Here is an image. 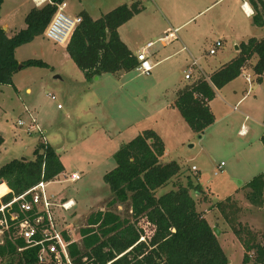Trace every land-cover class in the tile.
<instances>
[{"label":"rangeland","instance_id":"rangeland-1","mask_svg":"<svg viewBox=\"0 0 264 264\" xmlns=\"http://www.w3.org/2000/svg\"><path fill=\"white\" fill-rule=\"evenodd\" d=\"M65 1L67 15L73 17L86 11L93 19L119 5L139 1L142 11L126 22L122 31L129 32L138 43L156 42L155 48L160 47L157 40L165 31L156 38L158 30L166 26L179 30L177 39L183 35L195 41L196 50L200 47L202 53H208V48L220 40L222 45L216 55L225 47L235 48L232 39H223L221 35L231 37L237 33L245 38L249 33L264 32V29L253 27L251 18L241 10L239 0ZM21 2L23 5L16 11L15 22L25 27L24 15L32 5L31 0H4L1 9L3 14L9 15ZM200 34L201 40L197 42L194 37ZM174 45L177 47L176 43ZM16 57L42 59L50 66L20 68L12 76V85L0 87V131L4 138L0 144V166L15 158L32 159L33 149L40 142L37 132L27 131L26 106L40 127L45 128L43 135L49 144L55 150L56 147L64 149L61 157L67 173L76 170L81 175L76 182H53L47 188L52 194L60 192L57 197L72 198L76 202L72 210L60 212L59 222L72 231L78 244L79 230L85 226L88 215L97 208L106 209L112 198L103 175L115 166L113 155L121 144L145 129L154 130L165 143L163 161H176L184 175L193 177L194 183L198 175L203 192L190 191V194L196 201V209L212 228L219 229L218 241L229 264H242L245 253L233 227L240 229L243 237L244 228H249L255 242L264 244V206L258 208L249 203L246 197L249 189L244 184L254 176L264 175V144L257 136L264 132V126L255 125L250 118L240 127L241 106L233 110L216 99L214 107H219L220 112L215 122L201 135L192 132L179 111L170 104L176 97L174 85L179 79L184 82L183 88L206 78L203 73L193 71L191 78L184 79L186 60L190 61L186 68H192L187 52L158 65L149 75L135 69L123 77L106 75L99 81L94 77L90 86L80 82L79 68L71 59H64L61 45L44 36L17 48ZM59 75L64 81L55 78ZM27 86L31 93H25ZM19 120L25 124L19 125ZM245 125L246 132L239 133ZM220 162L223 165L218 168ZM192 166L198 171H193ZM184 175L181 179L185 183ZM172 188L171 184L160 188L157 196ZM227 197L232 198L237 209L227 208L222 213L215 204ZM112 209L124 216L130 215L127 203ZM146 228L151 229L150 226ZM249 254L253 260L252 251ZM15 260L16 256L0 258V264H14Z\"/></svg>","mask_w":264,"mask_h":264},{"label":"trees","instance_id":"trees-1","mask_svg":"<svg viewBox=\"0 0 264 264\" xmlns=\"http://www.w3.org/2000/svg\"><path fill=\"white\" fill-rule=\"evenodd\" d=\"M64 1L49 0L41 7H32L25 16V27L12 36L0 24V87L12 85L18 65L48 67L41 59L18 62L15 50L43 35L57 4ZM242 1L252 9V24L264 26V0ZM2 3L0 0V10ZM141 10L139 1H134L119 5L97 19L86 11L79 13L81 22L72 32L66 52L86 80L137 67L138 60L120 39L118 28ZM253 56L257 57L253 73L260 82L264 75V37H250L239 44L238 55L212 72L208 79L196 80L177 92L171 105L192 132L201 135L214 123L209 102L217 90L241 74ZM2 141L0 136V144ZM261 141L264 144V135ZM164 154L165 144L152 129L142 130L121 144L113 155L115 166L103 175L112 198L106 209L97 208L88 215L85 226L79 230L80 244L69 245L72 264H229L212 226L196 209V201L190 194V191L203 192L198 175L194 183L193 177L184 175L176 161H163ZM63 171L56 150L48 142L45 145L39 142L32 159L15 158L0 166V205L21 195L42 178L49 181ZM168 184L173 188L157 196V191ZM245 186L249 189L246 194L249 203L258 208L264 206V175L254 176ZM126 203L129 216L112 209ZM215 206L222 213L227 208L237 209L231 197ZM232 230L245 250L242 264L250 261L264 264V244L255 242L253 232L244 228L243 237L240 229ZM64 237L70 238L67 233ZM24 246L20 238L14 243L5 238L0 244V258L16 256L14 264H37L38 248L18 251Z\"/></svg>","mask_w":264,"mask_h":264},{"label":"built area","instance_id":"built-area-1","mask_svg":"<svg viewBox=\"0 0 264 264\" xmlns=\"http://www.w3.org/2000/svg\"><path fill=\"white\" fill-rule=\"evenodd\" d=\"M47 2L49 0H36L38 5ZM65 6L66 1L57 4L56 11L43 33L46 39L60 45L67 44L75 27L81 22L79 15L73 17L67 15L64 12ZM177 31V28L172 30L167 28L157 42L162 46L171 43L177 39ZM155 45L156 42L148 41L134 54L138 60L135 69L142 74L149 75L153 70L154 64L150 59L149 49ZM221 45L222 42L217 40L208 50V54L214 55ZM191 66L192 68H187L184 71L185 79L191 78L192 72L196 71L195 60L192 61ZM197 71L202 73L200 69ZM246 79L249 81L248 77ZM50 97L55 99L54 95H50ZM28 117L27 131L37 132L41 136V138L39 137L40 142L45 145L48 142L43 135L45 131L37 123V119L32 113L28 112ZM18 124L24 125L25 122L19 120ZM222 165L223 162L219 164L218 168H221ZM191 169L197 170L195 166H192ZM58 176L49 181L42 178L21 195L0 205V244L5 242V238L13 243L17 238L22 239L25 246L18 248V251L32 247L38 248L37 264H72L69 245L76 243L77 240L73 238L72 231L63 227L59 222V214L72 210L76 203L72 198L57 197L60 192L52 194L47 188L53 182H76L80 180L81 175L79 172L72 171L62 172ZM64 233H67L70 238L66 239Z\"/></svg>","mask_w":264,"mask_h":264},{"label":"crops","instance_id":"crops-1","mask_svg":"<svg viewBox=\"0 0 264 264\" xmlns=\"http://www.w3.org/2000/svg\"><path fill=\"white\" fill-rule=\"evenodd\" d=\"M239 1H240L239 2V6H240L241 10L244 12L245 16L251 18L252 9H251L250 5L247 2H243L242 0H239ZM3 3H4V0H3ZM31 3H32L31 7H28L29 10L32 7H41L42 5H44V4H40V5L36 4V0H31ZM22 5H23V2L15 5L14 6L15 9H13L9 13V15L8 14H3L2 13V9L0 10V24H1L2 28L4 29V31L6 32V34L8 36H12L15 32H17L20 29L24 28V27H22V25L20 23L16 24V22H15L16 11ZM245 5H247L249 10L246 9ZM24 16H26V13H25ZM24 19H25V17H24ZM124 25H125V23L118 28L119 37L122 40V42L127 46V48L133 54H135L138 50H140L142 48V46L144 44L143 43H138L137 41H134L129 32L124 33L122 31ZM253 27H257V26H253ZM167 28H168V26L164 27L163 29L160 28L158 30L156 38L161 36L163 31L166 30ZM178 28L180 29L181 25L178 26ZM257 28L264 29V26L257 27ZM235 29H237V28H235ZM178 32H179V30L177 31V33ZM253 34L254 33H249L248 35H246L245 38L242 35L239 36L237 33L235 35L231 36V37L229 35H221L220 37H223V39H225V38H228L230 40L232 39V41H233L232 44H233V46L235 48L225 47L222 50H220L218 55H216V53L214 55H209L207 52L206 53H202L200 47L196 50L197 43L195 41H193V42L189 41V39L187 40L186 36L183 37V35H182L180 38L178 37V39L172 41L171 43H169V44H167L165 46L160 45V47H157V48H155V46L150 48L149 49V53L151 54L150 59H151L152 63L154 64V67H153V69H154L155 67H157L158 65H160L162 63H165L166 61L174 59L176 56L180 55L182 52H187L188 55H189V58H191V61L195 60L196 63H197L196 71H194V72H197V69H200L201 72L204 75H206V78H208L209 75L212 72H214L219 67H221L222 65H224L225 63H227L228 61H230L231 59H233L234 57H236L238 55V53H239V44L242 41H246L250 37H256L258 39L264 37V32H262L260 34H257V33L254 34V35ZM42 36L43 35L38 36L36 38H39V37H42ZM201 36H202L201 34L200 35H195L194 38L198 42V41L201 40ZM220 37H219V39H220ZM175 43H176L177 47H175V45H174ZM236 46H238V49H236ZM61 47H62V50H63V55L65 57L64 59H67V58L70 59L68 53L66 52V44H62ZM210 48L211 47H209L208 49H210ZM16 51H17V49L15 50V58H16V60L18 62L25 61L23 59H18L16 57ZM256 61H257V57L253 56L246 63V65L242 69L241 74L238 77H236L234 80L230 81L224 87H222L221 89L216 91V96L214 97L213 100H211L209 102L210 109H211V111H212V113L214 115V122L217 119V117H216L217 115L216 114H219V112H220L219 107H218V109H216V107H214V101L216 99H220L230 109L233 108V110H237L238 105L241 106L240 113L242 115V122H241L240 127H242L244 125L243 123H244V121L246 119H250V118H252L254 120L255 125H260L261 124L262 126H264V75H262V79H261L260 82H258L256 80V76L253 73V65L255 64ZM44 62L48 66H50L49 65L50 63H48L47 61H44ZM189 62H190L189 60H186V65L183 68V72L187 69L186 67L188 66ZM179 64H181V63H179ZM78 71H80V72H77V75L79 74L80 82L81 83H86L87 86H90L91 85L90 84L91 80H86L84 75H83V72L80 69ZM125 73H127V72H119V73H116V74H102V75L98 76L97 79H95V80L99 81L102 77H104L106 75H109V76H112V77H116V78H117V76L123 77ZM15 74L16 73H14L13 76ZM59 76H56L55 78L61 79L62 81H64V77L62 78V75H59ZM246 77L249 78V81H247ZM12 84H13V80H12ZM183 84H184V82H182V80L179 79L178 83L174 85L175 86V88H174L175 96H176L177 92L182 88ZM25 93H31V89L28 86L25 87ZM170 104H172V103H170ZM248 104H249V106H248ZM217 110H219V111H217ZM24 111H25L27 116H28V112L32 113V111L29 108H27L26 106L24 108ZM28 119H29V117L27 118V120ZM42 129L45 131V128H42ZM246 130H247V126L245 125L244 126V130L240 131V129H239L238 132L244 134L246 132ZM262 135H264V132H261L260 135H257L260 140H261ZM0 136L2 137V139L4 141V138H3V135H2L1 131H0ZM3 141H2V143H3ZM2 143H1V145H2ZM63 150L64 149L62 147H60V148L56 147V152L58 153L59 159H60V161H61V163H62V165L64 167V171L63 172L67 173V171L65 169L64 162H63L62 157H61V153L63 152ZM165 152H166V146H165ZM72 171H76V170H72ZM76 172H78V171H76ZM216 175H217V173H216ZM248 181L249 180H247L246 183ZM246 183H244V184H246ZM241 185H242V183H241ZM239 188L236 190V194H237ZM7 189H8L7 190V192H8L9 188L7 187Z\"/></svg>","mask_w":264,"mask_h":264},{"label":"water","instance_id":"water-1","mask_svg":"<svg viewBox=\"0 0 264 264\" xmlns=\"http://www.w3.org/2000/svg\"><path fill=\"white\" fill-rule=\"evenodd\" d=\"M236 49H238V46H236ZM21 68V65H18V69H20ZM95 79H97V77H95ZM0 183H2V180H0ZM213 231H214V234L216 235V236H218L219 235V229L218 228H216V227H214L213 228Z\"/></svg>","mask_w":264,"mask_h":264},{"label":"bare ground","instance_id":"bare-ground-1","mask_svg":"<svg viewBox=\"0 0 264 264\" xmlns=\"http://www.w3.org/2000/svg\"><path fill=\"white\" fill-rule=\"evenodd\" d=\"M245 6H246V9L249 10L248 7H247V5H245Z\"/></svg>","mask_w":264,"mask_h":264}]
</instances>
